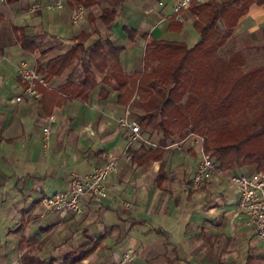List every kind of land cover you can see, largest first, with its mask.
<instances>
[{
	"label": "crops",
	"instance_id": "crops-1",
	"mask_svg": "<svg viewBox=\"0 0 264 264\" xmlns=\"http://www.w3.org/2000/svg\"><path fill=\"white\" fill-rule=\"evenodd\" d=\"M56 1L0 0V264H64L69 254L76 251L78 257L95 245L78 264H119L127 253L136 255L133 264H264V241L250 217L238 211L239 193L230 182V175H252L254 168L224 169L194 190L192 178L205 142L190 135L169 141L161 161L128 160L130 148L155 151L163 134L142 132V140L130 144V133L119 121L129 109L130 121L139 124L138 98L133 105H119V92L105 86L100 74L86 103L58 104L43 94L37 101L16 100L23 87L20 65L25 62L47 78L49 62L64 56L83 33L89 38L79 58L62 76L48 80L49 91L80 84L89 52L107 39L124 49L125 75L146 66L152 72L157 61L146 58L148 40L192 48L200 39L197 16L189 9L177 20L173 0H95L91 6L94 0H65L62 10H54ZM37 5L42 10L32 13ZM81 7L82 17L75 22ZM105 10L116 14L112 27L101 20ZM125 28L138 32L134 42ZM23 36L36 40L35 52L22 48ZM230 47L244 51L243 60L235 61ZM220 53L225 60L215 62L217 67L240 62L245 70L244 64H264V0H254ZM53 115L56 121L50 122ZM45 128L51 129L48 143ZM110 160L117 172L107 181V197L86 195L80 215L44 213L43 197L69 192L72 173L88 174Z\"/></svg>",
	"mask_w": 264,
	"mask_h": 264
},
{
	"label": "trees",
	"instance_id": "trees-1",
	"mask_svg": "<svg viewBox=\"0 0 264 264\" xmlns=\"http://www.w3.org/2000/svg\"><path fill=\"white\" fill-rule=\"evenodd\" d=\"M12 2L4 0L7 4ZM94 2H90V6ZM253 2L210 0L207 4L193 3L190 10L198 18L194 27L200 39L192 48L183 43L148 40V36H144L148 40L146 58H155L161 66V74L149 72L146 66L142 72L125 75L120 61L124 49L107 39L95 44L89 52L80 84L68 83L55 93L41 88L43 97L51 96L58 104L69 100L86 103L98 88L96 74H100L105 76V86L119 92V105H133L134 99L138 98L136 108L143 112L138 120L142 132L163 134L160 147L155 151L129 149L128 154L138 164L161 161L162 149L169 141L176 136L183 139L195 132L205 137V153L212 154L221 169L251 167L255 172L264 171V65L238 70L240 62L216 67L211 61L232 38L238 22ZM3 20L0 16V24ZM101 20L106 27H112L116 14L105 10ZM222 22L225 27L221 30ZM125 33L131 42L138 36V32L128 28ZM88 38L87 34H81L76 38L77 44L64 56L49 62L48 80L62 76L72 67ZM20 41L24 50L36 51L35 39L23 36ZM39 71L43 72L42 68ZM101 93L104 99L108 98L105 90ZM244 112L251 113L252 119L232 126L229 120ZM96 246L78 257L76 251L69 254L64 264L80 263Z\"/></svg>",
	"mask_w": 264,
	"mask_h": 264
},
{
	"label": "built area",
	"instance_id": "built-area-1",
	"mask_svg": "<svg viewBox=\"0 0 264 264\" xmlns=\"http://www.w3.org/2000/svg\"><path fill=\"white\" fill-rule=\"evenodd\" d=\"M4 1V0H2ZM174 16L177 20L181 19L184 11H188L193 3L207 4L209 0H173ZM65 0H57L52 8L62 10ZM42 10L37 5L32 8V13ZM73 17V21H78L82 17L83 8L78 9ZM19 77L23 83L21 94L16 98L17 102H22L25 98L37 101L42 98L41 88H50V82L46 77L40 74L35 68H31L27 63L20 65ZM131 112L128 109L125 117L119 121L123 130H128L130 144L142 140V130L138 123L130 121ZM50 122H55L56 117H50ZM46 143L49 142L51 129L45 128ZM197 142L204 144L205 137L195 133L190 134ZM128 160H132L131 155H127ZM117 172V165L114 160H110L102 166L94 168L90 173L79 175L72 173L70 175V190L67 193L55 192L43 197L41 204L45 214L59 212L63 216L68 214L80 215L84 212L83 198L86 195L99 200L108 196L109 190L107 181L110 176ZM224 172L212 154L203 152L201 161L198 164L197 171L192 178V187L199 190L205 180L216 177ZM230 182L237 187L239 199L237 203L238 211L247 214L251 223L255 225L256 235L264 241V171L254 172L252 175L232 174ZM136 255L132 253L125 254L119 264H133Z\"/></svg>",
	"mask_w": 264,
	"mask_h": 264
},
{
	"label": "rangeland",
	"instance_id": "rangeland-1",
	"mask_svg": "<svg viewBox=\"0 0 264 264\" xmlns=\"http://www.w3.org/2000/svg\"><path fill=\"white\" fill-rule=\"evenodd\" d=\"M219 29H222V27L219 26ZM229 42V41H228ZM228 45V43H227ZM222 50V49H221ZM220 50V51H221ZM228 52L229 54L231 55V53L234 55V60L235 61H241L243 60V56H246V53L244 51H240V50H234L232 47L228 48ZM244 52V54H243ZM219 53V52H218ZM216 54L214 55L212 58H211V61L214 63V65L217 67V64H215V62H221L222 60H225L224 57H221L222 53L220 54ZM153 59V58H152ZM156 61V60H154ZM247 64H244L245 66V70L246 68H248L249 66H246ZM259 65H262L261 63H258V64H255V65H251L252 67H255V66H259ZM264 65V64H263ZM150 66V65H149ZM151 67V71L156 73V74H161V66L157 63V62H153L152 65L150 66ZM250 68V67H249ZM238 70H241L242 67H238L237 68ZM143 114V112H142ZM252 114L249 113V112H244L242 115L238 116V117H232L229 121H230V124L232 126H237L238 124H242L246 121H249L252 119ZM222 124V123H220ZM191 133H195V132H190L188 135H190ZM197 134V133H195ZM199 135V134H197ZM187 136V135H186ZM261 241V240H260Z\"/></svg>",
	"mask_w": 264,
	"mask_h": 264
}]
</instances>
